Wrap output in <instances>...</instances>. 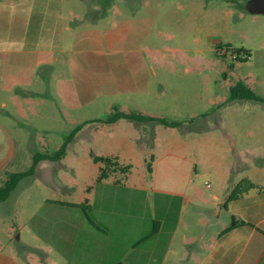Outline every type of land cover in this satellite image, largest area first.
I'll use <instances>...</instances> for the list:
<instances>
[{
  "label": "crops",
  "instance_id": "0c3cea01",
  "mask_svg": "<svg viewBox=\"0 0 264 264\" xmlns=\"http://www.w3.org/2000/svg\"><path fill=\"white\" fill-rule=\"evenodd\" d=\"M69 1L0 0V109L11 101L5 95L22 93L40 95L36 105L41 111H74L85 105L88 111L105 107L107 115L118 108L208 122L197 130V145L178 135L180 127L149 122L157 135L166 137L152 172L144 157L148 149L140 142L144 124L124 118L88 123L90 132L117 130L99 156H117L134 165L125 184L109 178L92 186L83 201L63 202L81 209L68 203L88 199V214L55 216L45 246L28 245L25 252L0 249V264H43L36 251L44 253L47 264H264V117L222 121L202 116L204 112L181 116L179 111L189 109L181 103L171 105L181 118H169L159 90L180 84L170 79H183L172 71L181 60L123 48L144 40L143 23L152 27L157 21L153 8H137L126 16L113 0L97 6L81 0L82 7H66ZM144 9L151 10L149 16H141ZM186 74L200 79L202 72L187 67ZM232 103L246 104V99L227 102ZM203 178L207 180L201 183ZM243 178L263 188L226 206L230 187ZM233 216L249 224L224 233Z\"/></svg>",
  "mask_w": 264,
  "mask_h": 264
},
{
  "label": "rangeland",
  "instance_id": "374dc122",
  "mask_svg": "<svg viewBox=\"0 0 264 264\" xmlns=\"http://www.w3.org/2000/svg\"><path fill=\"white\" fill-rule=\"evenodd\" d=\"M83 1L97 6L102 0ZM83 1L72 0L65 2V6L76 7L78 4L82 7ZM241 2L246 4L247 1L113 0V6L126 9V16H132L137 8H153L157 14V21L152 27L143 23L144 40H139L136 45L124 46V49L136 50L147 57L158 56L162 60H181L176 62L177 68L172 71H177L179 78L184 76L183 79H170L180 84H172V90L171 87L165 92L159 90L163 105L168 108L162 110L171 116L169 118H181L171 110V105L181 103L189 108L179 111L181 116L204 112L221 117L222 121L264 117V101L247 99L246 104L229 105L223 100L230 95L229 83L239 80L247 82L258 95L264 97V14L241 8ZM139 12H143L141 16H149L151 10ZM236 50H249L251 56L246 61H237L232 58ZM187 67L192 71H201V78L186 74ZM158 71L162 73L163 70ZM5 97L11 98V101L0 109V184L6 169L27 170L35 152L57 150L65 136L78 124L73 125L72 119L82 121L91 116L104 118L107 115L105 107L88 111L85 105L74 111H41L36 105L40 95L20 93ZM29 99H33L34 103ZM207 122L206 118H200L186 123L180 126L177 133L195 140L197 145L200 134L197 130L205 128ZM154 125L140 126V142L148 149L147 156H144L146 166L165 144L166 137L162 133L157 135ZM83 128L68 143L67 154L63 158L40 161L34 173L23 178L9 198L0 202V249L14 248L23 252L28 245L45 246L55 216L84 213L82 208H72L63 202H81L89 195L96 184L100 165L91 153L98 156L104 154V148L118 132L112 128H101L97 132ZM220 128L231 130L232 127L223 125ZM156 140L160 146H157ZM36 252L41 258V251Z\"/></svg>",
  "mask_w": 264,
  "mask_h": 264
},
{
  "label": "trees",
  "instance_id": "16d2710c",
  "mask_svg": "<svg viewBox=\"0 0 264 264\" xmlns=\"http://www.w3.org/2000/svg\"><path fill=\"white\" fill-rule=\"evenodd\" d=\"M248 1V0H243ZM241 8L245 7V3H239ZM236 53L239 57L236 59L237 61H246L250 56L251 52L249 50H236ZM246 54L245 58H242L241 55ZM243 99H252L258 101H264V97L258 95L252 87L248 83L243 80H239L230 86V95L228 97V102L233 100H243ZM208 114H204L202 116H207ZM121 118L128 119L136 122L138 125L147 124L149 122H160L166 126L180 127L186 123L193 122L195 118L185 119V120H169L163 117H153L146 114H143L139 111H123L118 108H115L104 118H99L95 120H86L79 124H77L66 136L63 144L55 151H37L32 156L31 165L27 170H5V178L0 184V202L7 200L10 194L17 187L19 182L34 173L36 166L42 160H58L63 158L67 154L68 143L73 140L77 131L82 129L86 124L91 122H103V123H113ZM145 130V127H144ZM94 161L99 163V171L96 176V183H100L106 179L114 178V182L117 185L125 184L129 174L132 172L133 164L131 163H123L120 161L117 156H98L93 152L91 153ZM152 158L147 163V168L149 172H152ZM263 187L258 186L249 178H243L239 182L233 184L230 187L228 192L225 205L227 206L230 202L242 198L248 192L253 189H262ZM88 199L84 203L76 204V203H68L73 206H77L82 208V210L88 214L89 207L87 205ZM249 223L239 220L232 217V221L228 228H226L223 232H229L237 227L248 225ZM43 264H47L45 260V255L43 252L40 253ZM117 264H134L127 262H118Z\"/></svg>",
  "mask_w": 264,
  "mask_h": 264
},
{
  "label": "water",
  "instance_id": "95a60500",
  "mask_svg": "<svg viewBox=\"0 0 264 264\" xmlns=\"http://www.w3.org/2000/svg\"><path fill=\"white\" fill-rule=\"evenodd\" d=\"M245 7L251 12L264 14V0H248Z\"/></svg>",
  "mask_w": 264,
  "mask_h": 264
},
{
  "label": "built area",
  "instance_id": "2783aa9c",
  "mask_svg": "<svg viewBox=\"0 0 264 264\" xmlns=\"http://www.w3.org/2000/svg\"><path fill=\"white\" fill-rule=\"evenodd\" d=\"M238 57H239V56H238L236 53H233V55H232V58H233V59L236 60ZM241 57H242V58H245V57H246V54L241 55Z\"/></svg>",
  "mask_w": 264,
  "mask_h": 264
}]
</instances>
